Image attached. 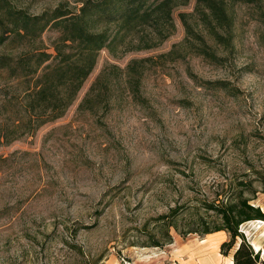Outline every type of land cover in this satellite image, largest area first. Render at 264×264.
<instances>
[{"label":"rangeland","instance_id":"rangeland-1","mask_svg":"<svg viewBox=\"0 0 264 264\" xmlns=\"http://www.w3.org/2000/svg\"><path fill=\"white\" fill-rule=\"evenodd\" d=\"M7 1L40 15L61 4L77 13L84 0ZM194 5L173 11L174 29L155 48L136 50L135 36L112 53L100 51L62 117L0 143V264H233L234 248L228 256L220 252L225 232L180 237L171 230L164 244L155 229L158 215L212 191L229 173L247 168V179L264 173V0L229 6L232 49L204 35L224 57L221 65L184 42L178 14H191ZM189 22L198 24L195 15ZM57 37L54 29L44 31L38 48L54 54ZM0 54L16 57L19 50L11 43ZM133 60H146L135 65L140 104L123 73ZM102 73L113 82L108 109L79 111ZM218 81L226 88L205 84ZM20 89L14 84L9 92ZM253 203L264 212V194ZM263 223L240 228L250 245L264 243Z\"/></svg>","mask_w":264,"mask_h":264},{"label":"trees","instance_id":"trees-1","mask_svg":"<svg viewBox=\"0 0 264 264\" xmlns=\"http://www.w3.org/2000/svg\"><path fill=\"white\" fill-rule=\"evenodd\" d=\"M260 1L195 0L191 14H178L185 30L184 42L191 43L203 59L221 65L224 57L218 56L207 45L204 35L224 50L232 49L233 20L229 6L233 3L258 4ZM189 2L84 0L79 1L77 13L61 4L52 11L29 15L11 6L7 0H0V46L15 43L19 50L16 57L0 54V143L9 144L22 136L33 135L41 126L62 117L93 71L100 51L112 53L124 38L135 36H138L136 50L157 47L174 29L173 11ZM194 15L198 20L195 27L189 22ZM48 29L58 32L52 43L54 54L37 45ZM145 61L133 60L123 72L133 100L139 104L142 73L135 65ZM112 83L104 73L98 76L78 110L94 111L99 106L107 110V92ZM14 84L22 85V89L11 93L9 90ZM205 84L226 88L221 81ZM203 163L208 167L211 160L207 158ZM253 172L254 177L250 179H247V168L229 173L223 182L212 185V191H204L200 193L201 197L169 207L166 213L155 218L157 235L168 244L171 230L180 237L206 236L222 231L229 240L220 245V252L228 256L234 248L233 264H264L240 231L246 223L264 222V212L253 203L258 193L264 194V173ZM152 246L159 247L161 243Z\"/></svg>","mask_w":264,"mask_h":264},{"label":"crops","instance_id":"crops-1","mask_svg":"<svg viewBox=\"0 0 264 264\" xmlns=\"http://www.w3.org/2000/svg\"><path fill=\"white\" fill-rule=\"evenodd\" d=\"M222 232V231H221ZM216 233H218V232H216ZM214 234V233H213ZM208 235H211V234H208ZM259 246V248H260V251L259 252H257V253H263L264 254V243L263 244H261V245H258ZM253 247V246H252Z\"/></svg>","mask_w":264,"mask_h":264},{"label":"bare ground","instance_id":"bare-ground-1","mask_svg":"<svg viewBox=\"0 0 264 264\" xmlns=\"http://www.w3.org/2000/svg\"><path fill=\"white\" fill-rule=\"evenodd\" d=\"M252 246H253L254 251H256V252L260 251V248H259V246L257 244L253 243Z\"/></svg>","mask_w":264,"mask_h":264},{"label":"water","instance_id":"water-1","mask_svg":"<svg viewBox=\"0 0 264 264\" xmlns=\"http://www.w3.org/2000/svg\"><path fill=\"white\" fill-rule=\"evenodd\" d=\"M250 246H252V245H250ZM252 249H253V247H252ZM254 250V249H253Z\"/></svg>","mask_w":264,"mask_h":264},{"label":"built area","instance_id":"built-area-1","mask_svg":"<svg viewBox=\"0 0 264 264\" xmlns=\"http://www.w3.org/2000/svg\"><path fill=\"white\" fill-rule=\"evenodd\" d=\"M256 253V252H255Z\"/></svg>","mask_w":264,"mask_h":264}]
</instances>
